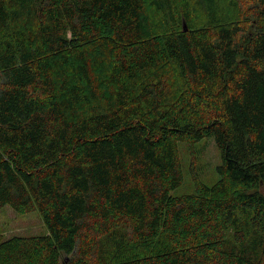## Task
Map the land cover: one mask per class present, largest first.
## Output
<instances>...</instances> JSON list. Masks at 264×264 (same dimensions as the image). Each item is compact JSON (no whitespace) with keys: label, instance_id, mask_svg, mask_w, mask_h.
<instances>
[{"label":"trees","instance_id":"1","mask_svg":"<svg viewBox=\"0 0 264 264\" xmlns=\"http://www.w3.org/2000/svg\"><path fill=\"white\" fill-rule=\"evenodd\" d=\"M5 206L0 264H264V0H0Z\"/></svg>","mask_w":264,"mask_h":264},{"label":"rangeland","instance_id":"2","mask_svg":"<svg viewBox=\"0 0 264 264\" xmlns=\"http://www.w3.org/2000/svg\"><path fill=\"white\" fill-rule=\"evenodd\" d=\"M179 151L184 182L171 192L172 196L194 193L195 179L208 186L218 181V167L222 160L213 137L201 140L192 151L185 143H180ZM47 233L48 229L38 211L21 215L10 206L0 210V236L4 239L13 236H44Z\"/></svg>","mask_w":264,"mask_h":264},{"label":"water","instance_id":"3","mask_svg":"<svg viewBox=\"0 0 264 264\" xmlns=\"http://www.w3.org/2000/svg\"><path fill=\"white\" fill-rule=\"evenodd\" d=\"M183 26H184V30H185V31H188V26H187V24H186L185 21H184V23H183Z\"/></svg>","mask_w":264,"mask_h":264}]
</instances>
